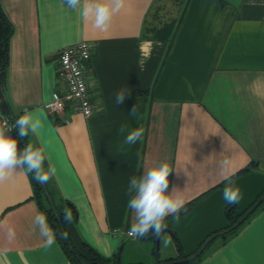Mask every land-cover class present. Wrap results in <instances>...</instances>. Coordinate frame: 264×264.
Returning a JSON list of instances; mask_svg holds the SVG:
<instances>
[{
    "label": "crops",
    "instance_id": "crops-1",
    "mask_svg": "<svg viewBox=\"0 0 264 264\" xmlns=\"http://www.w3.org/2000/svg\"><path fill=\"white\" fill-rule=\"evenodd\" d=\"M0 5L12 24L8 106L14 115L27 109L40 120L39 134L29 132L25 143L43 149L45 170L56 169L40 197L30 173L17 171L0 183V264H71L56 235L47 245L33 226L49 204L75 211L68 231L83 255L92 250L108 264L118 255L120 264L125 248L138 247L146 264H155L192 253L228 224L222 159L231 160V180L241 191L234 214L264 191V0H125L106 32L92 29L63 0ZM164 25L172 26L169 34ZM81 39L92 48L87 81L94 109L86 117L66 111L63 122L42 104L58 85V50ZM120 88L132 94L117 107ZM137 104L139 122L129 115ZM121 124L144 129L124 151ZM160 161L175 170L168 191L181 190L189 207L179 220L166 218L170 231L156 248L150 237L125 234L135 223L126 190L132 176ZM189 264H264V200Z\"/></svg>",
    "mask_w": 264,
    "mask_h": 264
},
{
    "label": "clouds",
    "instance_id": "clouds-1",
    "mask_svg": "<svg viewBox=\"0 0 264 264\" xmlns=\"http://www.w3.org/2000/svg\"><path fill=\"white\" fill-rule=\"evenodd\" d=\"M67 7L79 10L81 18L94 30L100 32L108 31L112 18L125 6V0H63ZM130 88H120L114 93V105L119 106L130 97ZM139 122L141 114L139 106L134 105L129 113ZM15 127L18 129L19 137L23 138L31 132L39 134L40 120L25 109V113L15 120V124H9L6 117H0V183L8 180L17 171L32 174L33 178L42 184L47 182L56 174V169L49 166L44 169L46 156L40 147H34L28 143L22 150L18 149V140L8 135ZM118 132L124 135L120 150L125 146L131 147L144 136L143 127L128 130L127 126L121 124ZM126 133V135H125ZM220 170L227 184L223 190V199L229 205L238 204L241 199L239 187L234 186L231 176V160L228 158L220 161ZM175 171L167 161H160L148 167L142 175L132 176L129 180L126 195L129 196L127 207L135 214L128 235L132 238L142 239L149 234L159 237L166 229V218L169 216L179 220L181 212H186L185 198L178 188H169V175ZM66 223H71V213L67 210L63 213ZM33 226L39 228L40 235L45 238L46 244L51 245L55 240V233L50 228L47 217L43 214L35 216ZM9 238L14 237V232L9 230Z\"/></svg>",
    "mask_w": 264,
    "mask_h": 264
},
{
    "label": "built area",
    "instance_id": "built-area-1",
    "mask_svg": "<svg viewBox=\"0 0 264 264\" xmlns=\"http://www.w3.org/2000/svg\"><path fill=\"white\" fill-rule=\"evenodd\" d=\"M91 54V45L84 39L64 45L58 50L56 57L58 85L51 92L50 98L42 104L49 115L68 122L66 111L77 112L85 117L93 112L94 103L87 81V66ZM128 230H125L127 236Z\"/></svg>",
    "mask_w": 264,
    "mask_h": 264
},
{
    "label": "trees",
    "instance_id": "trees-1",
    "mask_svg": "<svg viewBox=\"0 0 264 264\" xmlns=\"http://www.w3.org/2000/svg\"><path fill=\"white\" fill-rule=\"evenodd\" d=\"M171 28H172L171 25H164L161 28V31L169 34L172 31L170 30ZM161 31L158 30L156 33L159 34ZM11 34H12V24L10 23L9 19L7 18L5 12L3 11L0 5V117H6L8 119L9 124L14 125L15 120L19 118V116L12 114L8 106L7 100L4 97L5 69H6L7 59H8V41H9ZM11 131L13 132L14 136L18 140V143L26 147L25 137L23 138L19 137L18 129L13 127ZM33 185H34L35 192L38 194V197H40L39 194L44 188L43 184L33 178ZM185 207L186 209H188L189 204L185 205ZM43 211H44L45 216L47 217L49 224L51 225L56 235V238L60 242L71 264L73 263L78 264L80 262L84 264H108L110 260L109 258H102L96 255L92 250H88L90 254L89 256L83 255L82 252H80V250H78L77 247L73 245L70 239V236H69V231H68V227L72 225L74 221V217L76 215L73 209L69 210V212L71 213V217H72L71 223L64 222L63 213L65 212V210H57L53 204L47 205L45 208H43ZM234 213H235L234 206L228 205L226 209L228 224L225 227L233 223L242 212H239L236 214ZM233 231H235V229L230 232H233ZM226 234H223L221 236H226ZM146 237H150L154 239V241L156 239V237L151 234H149ZM117 257L118 255H115L113 257L114 264H117ZM184 264H189V262L184 263Z\"/></svg>",
    "mask_w": 264,
    "mask_h": 264
},
{
    "label": "water",
    "instance_id": "water-1",
    "mask_svg": "<svg viewBox=\"0 0 264 264\" xmlns=\"http://www.w3.org/2000/svg\"><path fill=\"white\" fill-rule=\"evenodd\" d=\"M4 97L6 98L5 94H4ZM263 200H264V191L258 196V198L250 206H248L244 211H242V213L237 217V219L233 223H231L229 226H227L221 230H218V231L213 232L212 234L208 235L201 242V244L196 248V250H194L192 253H190L184 257H180V258H176V259L161 260V261L156 262L155 264H184V263L191 262L192 260H194L196 257H198L203 252V250L205 249L207 244L212 239H214L217 236H221L223 234H226V233L236 229L241 223H243L247 219V217L263 202ZM164 231H170V229L166 227V229H164ZM162 233L160 234V236L162 235ZM160 236L156 237V239H155L156 248L158 247Z\"/></svg>",
    "mask_w": 264,
    "mask_h": 264
},
{
    "label": "rangeland",
    "instance_id": "rangeland-1",
    "mask_svg": "<svg viewBox=\"0 0 264 264\" xmlns=\"http://www.w3.org/2000/svg\"><path fill=\"white\" fill-rule=\"evenodd\" d=\"M229 2L232 5H237L240 2V0H229ZM137 248L134 249L125 248L122 252V257L120 258L121 259L120 264H146L147 260H146V256L144 255V252ZM137 260L140 262H136Z\"/></svg>",
    "mask_w": 264,
    "mask_h": 264
}]
</instances>
